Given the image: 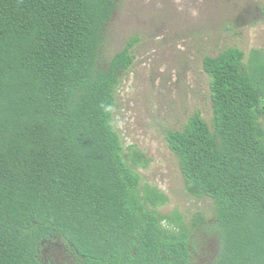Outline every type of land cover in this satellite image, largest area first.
<instances>
[{"label": "trees", "instance_id": "obj_1", "mask_svg": "<svg viewBox=\"0 0 264 264\" xmlns=\"http://www.w3.org/2000/svg\"><path fill=\"white\" fill-rule=\"evenodd\" d=\"M117 0H0V264H264V53L204 56L212 117L165 139L186 192L214 205L186 219L142 184L150 160L112 125L131 38L102 51ZM206 236L207 238H202Z\"/></svg>", "mask_w": 264, "mask_h": 264}, {"label": "rangeland", "instance_id": "obj_2", "mask_svg": "<svg viewBox=\"0 0 264 264\" xmlns=\"http://www.w3.org/2000/svg\"><path fill=\"white\" fill-rule=\"evenodd\" d=\"M131 38L137 43L131 50L133 62L115 93L113 128L124 149L134 146L150 160L147 168L136 171L142 184L155 186L168 197V203L157 209L159 214L177 209L188 219L201 212L211 222L213 203L186 192L165 134L181 130L196 111L210 122L204 56H216L229 47L246 55L252 49L264 53V0H117L103 61ZM203 243L196 264H209L215 251L211 239ZM59 246L50 249L54 264L65 261Z\"/></svg>", "mask_w": 264, "mask_h": 264}]
</instances>
